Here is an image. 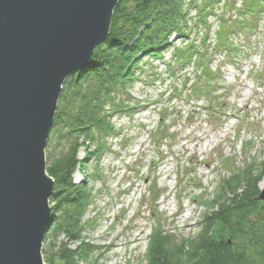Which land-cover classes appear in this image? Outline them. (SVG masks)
<instances>
[{"label": "trees", "instance_id": "obj_1", "mask_svg": "<svg viewBox=\"0 0 264 264\" xmlns=\"http://www.w3.org/2000/svg\"><path fill=\"white\" fill-rule=\"evenodd\" d=\"M216 12L218 28L211 43L209 17ZM263 16L264 0L118 1L108 37L88 67L67 77L47 141L46 172L55 187L42 250L46 264H97L96 248L85 235L93 195L86 183L74 181V175L88 169L91 147L99 154L108 149L107 140L117 133L112 120L132 108L126 99L144 68L150 66L155 78L168 83L166 98L177 102L170 108L163 105L160 127L153 133L154 139L172 142L171 124L182 118L183 105L204 100L208 117L226 114L218 113L225 103L217 97L222 79L213 71L212 59L217 52L229 56L233 64L242 59L243 46L232 37L250 41ZM190 107L187 123L196 113ZM55 148H60L58 154L53 153ZM81 148H86L84 161L78 159ZM225 160L222 163L228 166ZM258 163L235 172L222 182L217 197L205 201L207 211L194 236L176 239L158 224L149 240L146 264H264V200L259 195L264 160Z\"/></svg>", "mask_w": 264, "mask_h": 264}, {"label": "rangeland", "instance_id": "obj_2", "mask_svg": "<svg viewBox=\"0 0 264 264\" xmlns=\"http://www.w3.org/2000/svg\"><path fill=\"white\" fill-rule=\"evenodd\" d=\"M216 15L209 17L211 43L218 28ZM258 26L247 43L238 35L232 37L244 52L236 65L223 53L212 59L213 71L223 75L217 97L228 105L222 109L227 117L221 123L222 114L207 116L204 100L185 104L182 118L171 124L177 141L158 148L151 136L160 127L163 105L170 108L177 102H168V83L155 78L150 66L130 87V97H124L132 108L113 118L117 133L107 140L108 149L99 154L91 147L88 169L74 175V181L86 183L93 195L85 235L96 248L97 264H146L149 240L158 224L176 239L194 236L205 213L201 203L212 198L229 172L264 160V17ZM170 55L171 51L166 57ZM190 105L202 110H196L189 124L185 120ZM54 151L58 154L60 148ZM78 151V159L84 161L86 148ZM45 156L47 168V152ZM223 159L229 160V168ZM152 186L164 195L155 205L150 200Z\"/></svg>", "mask_w": 264, "mask_h": 264}, {"label": "water", "instance_id": "obj_3", "mask_svg": "<svg viewBox=\"0 0 264 264\" xmlns=\"http://www.w3.org/2000/svg\"><path fill=\"white\" fill-rule=\"evenodd\" d=\"M118 1L0 0V264H46L47 141L67 77L88 67Z\"/></svg>", "mask_w": 264, "mask_h": 264}, {"label": "bare ground", "instance_id": "obj_4", "mask_svg": "<svg viewBox=\"0 0 264 264\" xmlns=\"http://www.w3.org/2000/svg\"><path fill=\"white\" fill-rule=\"evenodd\" d=\"M264 17V16H263ZM262 20H263V18H262ZM260 27V26H259ZM254 35H256L255 33H254ZM253 35V36H254ZM252 37V36H251ZM220 54H222L221 52H220ZM217 54H215V56H216ZM214 56V57H215ZM233 65H236V64H233ZM220 76H221V79L223 78V75H222V73H218ZM225 107L226 108H228V105H227V103L225 102ZM225 107H223V108H225ZM194 108H195V110H197L199 107L198 106H194ZM223 108H221L220 110H219V112L218 113H220V112H224L222 109ZM224 113H226V112H224ZM226 117H227V115H224L223 117H220L219 118V122L221 123L222 122V120H224V119H226ZM189 124H190V122H189ZM174 136H175V138L172 140V142L173 143H175L176 141H177V137H178V134L176 133V132H174ZM155 136H157L156 134H153V136H151L152 137V140H153V142H154V144H155V146L156 147H158V148H160V147H162L163 145H164V143H165V140L164 139H161V138H157V139H154V137ZM170 138L172 139V136H170ZM177 138V139H176ZM197 141H200V140H197ZM155 162V161H154ZM154 164V163H153ZM229 166H230V164L227 166V168H229ZM230 174H229V177H227V178H224L223 180H222V182L224 181V180H227L228 178H230L235 172H229ZM188 178H190V177H188ZM222 182L220 183V185H218V191L212 196V198H207L206 197V199L201 203V207L202 208H204V210H205V212L207 211V208H206V205H205V201L207 200V199H209V201H212L213 199H214V197L216 196L217 197V194H218V192H219V189H220V186H221V184H222ZM261 185H259V186H261V189L260 190H262L263 188H264V183L262 182V183H260ZM150 195H151V198H150V200L152 201V204H156V203H158L159 201H160V199L161 198H163V193L161 192V190L156 186V187H154V186H152V188H151V192H150ZM203 218V217H202ZM201 221H202V219H201ZM147 250H148V248H147Z\"/></svg>", "mask_w": 264, "mask_h": 264}]
</instances>
